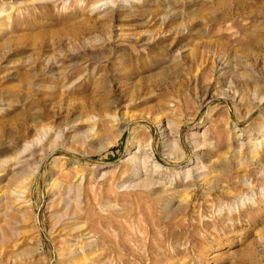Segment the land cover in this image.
Segmentation results:
<instances>
[{
	"label": "rangeland",
	"instance_id": "374dc122",
	"mask_svg": "<svg viewBox=\"0 0 264 264\" xmlns=\"http://www.w3.org/2000/svg\"><path fill=\"white\" fill-rule=\"evenodd\" d=\"M255 141L264 0H0V189L31 203L0 264H264Z\"/></svg>",
	"mask_w": 264,
	"mask_h": 264
},
{
	"label": "bare ground",
	"instance_id": "6f19581e",
	"mask_svg": "<svg viewBox=\"0 0 264 264\" xmlns=\"http://www.w3.org/2000/svg\"><path fill=\"white\" fill-rule=\"evenodd\" d=\"M116 113V112H115ZM114 116L113 117V120H114V124H115V121H116V114L112 115ZM153 120L157 123H160L162 120L159 116H155L153 118ZM234 128V127H233ZM39 134H40V138L39 139H36V140H41V137H45L47 134H49L50 131V128H43V127H40L39 128ZM233 133H235V129L233 130ZM171 135L173 133H170ZM168 134V138H167V141H168V145L170 146V148L173 150L175 147H177V141L176 139H174L173 136H171ZM48 136V135H47ZM235 139L238 137V135H235L234 136ZM43 139V138H42ZM261 141V140H260ZM260 141H255L253 143H249L250 145V153L252 154V159L254 160V162L257 164H259L258 166H262L264 167V158L259 154V145H260ZM28 143V142H27ZM25 146L24 148L22 149L21 153L24 151H27V149L30 147L29 145H27L26 143H24ZM194 144V143H193ZM55 149L52 148L50 149V151L48 152V155L53 152ZM176 149V148H175ZM174 149V150H175ZM22 155V154H21ZM45 156V155H44ZM147 157V156H146ZM143 156V159L146 158ZM152 157V156H151ZM154 157V156H153ZM127 160H130L132 163H134L136 166L139 165L140 161V156H137V153L134 152L132 153V155H129L127 158ZM142 159V160H143ZM139 160V161H138ZM151 160V159H150ZM148 161V160H147ZM36 163V162H35ZM30 165V164H29ZM28 165V166H29ZM153 166L155 168L159 167L156 162H153ZM36 167V166H35ZM39 167V166H38ZM29 168V167H27ZM33 168V167H32ZM261 168V167H260ZM203 169V168H202ZM35 170V169H34ZM30 170L31 172V175H35V171L37 170ZM194 168H190L188 170H186V172L188 173V175L191 174V171H193ZM195 171V170H194ZM194 174V173H193ZM0 176H2V174L0 173ZM193 177V176H192ZM197 177V176H196ZM74 178H75V183H74V186L76 187V193H77V198L75 200V203H78V198L80 197L82 191L81 187L83 186L84 184V181H85V177L83 175V173H79V170H76L75 171V175H74ZM194 179H195V176H194ZM193 179V180H194ZM207 179V178H206ZM27 178H23L18 184H16V187L10 189L8 191V194L7 192H5V190H2V188L0 189V191H2L3 193L0 194V201L2 200L3 203L6 204L5 206V209L3 212H0V249L2 251H4L8 246L9 244L11 243H14V242H18L21 238V235L23 233L22 230H23V225L24 224V212L26 211L25 208H28L31 206V203H30V197H29V190H30V186H29V183L27 182ZM197 180V179H196ZM160 182V181H159ZM193 182V181H192ZM196 182V181H195ZM143 183H145L147 186H157L159 184H157V181L153 178H149L147 179L146 181H144ZM162 183V182H161ZM157 184V185H156ZM195 185V184H194ZM59 186L62 188L63 186V183H57L52 181V182H49V191L51 192H55V189L56 187ZM64 187V186H63ZM60 188V189H61ZM75 190V189H74ZM81 191V192H80ZM60 196V195H59ZM79 196V197H78ZM183 200H185V197L184 198H181L180 201L183 202ZM62 202V199L61 197H58L56 196L54 199L50 200V210H52V208L56 207L57 205L61 204ZM181 203V202H180ZM15 204L18 205V207H16V210H13L12 208H15ZM69 205V204H68ZM80 211L78 210V207L75 206L74 207V211H72L71 213H64L63 216H65L66 219H63V220H69L71 218H73L74 216H77L76 214H79ZM82 214V213H81ZM59 218V217H58ZM63 220L61 219H58L57 223L58 222H63ZM71 221V220H70ZM62 224V223H60ZM64 225V224H63ZM59 226V225H58ZM27 227V226H26ZM35 229H37V227L34 226ZM82 228V227H81ZM83 229V228H82ZM38 230V229H37ZM89 231V230H88ZM90 232V231H89ZM89 232H83L81 231L80 233V236H85L86 234H88ZM36 233V232H35ZM91 233V232H90ZM39 235V234H38ZM90 235V234H89ZM92 235V234H91ZM90 235V236H91ZM94 236V235H93ZM35 237V236H34ZM37 237V236H36ZM84 238H90L89 236H86V237H83L81 238L82 240H84ZM31 239V238H30ZM29 239V240H30ZM92 239V238H91ZM93 241V240H92ZM22 243V242H21ZM71 243V241H70ZM17 244V243H16ZM15 244V245H16ZM83 247H87V248H91L92 245H91V240L88 239V241H84L83 243ZM93 248V247H92ZM3 253V252H2ZM68 253L71 255V258L73 260H80L82 262H84V260L86 259V255L84 252H82L81 248H79L78 246H76V243H73V244H70L68 246ZM89 254H91L89 252ZM81 262V263H82ZM86 263V262H85Z\"/></svg>",
	"mask_w": 264,
	"mask_h": 264
}]
</instances>
